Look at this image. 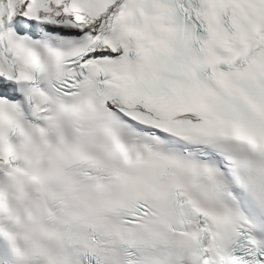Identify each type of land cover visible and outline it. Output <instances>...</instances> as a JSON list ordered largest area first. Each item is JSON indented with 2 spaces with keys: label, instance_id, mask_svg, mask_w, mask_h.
Wrapping results in <instances>:
<instances>
[{
  "label": "snow or ice",
  "instance_id": "obj_1",
  "mask_svg": "<svg viewBox=\"0 0 264 264\" xmlns=\"http://www.w3.org/2000/svg\"><path fill=\"white\" fill-rule=\"evenodd\" d=\"M0 264H264V0H0Z\"/></svg>",
  "mask_w": 264,
  "mask_h": 264
}]
</instances>
